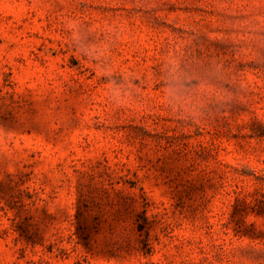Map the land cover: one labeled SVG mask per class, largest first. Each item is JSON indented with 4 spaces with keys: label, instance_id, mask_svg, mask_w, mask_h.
I'll return each mask as SVG.
<instances>
[{
    "label": "rangeland",
    "instance_id": "374dc122",
    "mask_svg": "<svg viewBox=\"0 0 264 264\" xmlns=\"http://www.w3.org/2000/svg\"><path fill=\"white\" fill-rule=\"evenodd\" d=\"M0 264H264V0H0Z\"/></svg>",
    "mask_w": 264,
    "mask_h": 264
},
{
    "label": "clouds",
    "instance_id": "9594fccd",
    "mask_svg": "<svg viewBox=\"0 0 264 264\" xmlns=\"http://www.w3.org/2000/svg\"><path fill=\"white\" fill-rule=\"evenodd\" d=\"M67 28L72 32L73 40L80 51L99 61V74L107 80L105 95L115 106L126 104L132 96L133 85L127 74H121L120 80L114 79L115 69L104 61L107 57L108 44L106 42L85 43L91 30H81L78 21L70 20ZM195 73L181 66L180 58H171L164 76V95L168 104L176 110L195 112L202 106L201 97L205 89H193L190 87Z\"/></svg>",
    "mask_w": 264,
    "mask_h": 264
}]
</instances>
